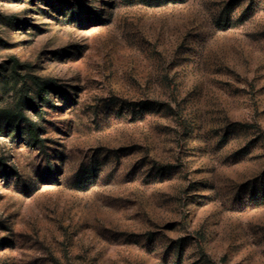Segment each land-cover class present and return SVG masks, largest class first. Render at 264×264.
I'll return each mask as SVG.
<instances>
[{
  "label": "rangeland",
  "instance_id": "374dc122",
  "mask_svg": "<svg viewBox=\"0 0 264 264\" xmlns=\"http://www.w3.org/2000/svg\"><path fill=\"white\" fill-rule=\"evenodd\" d=\"M0 264H264V0H0Z\"/></svg>",
  "mask_w": 264,
  "mask_h": 264
},
{
  "label": "trees",
  "instance_id": "16d2710c",
  "mask_svg": "<svg viewBox=\"0 0 264 264\" xmlns=\"http://www.w3.org/2000/svg\"><path fill=\"white\" fill-rule=\"evenodd\" d=\"M35 85L37 87H39V90H40L39 91V96L41 97V99L45 98L47 96V89L44 88V87H40V83H39V81H37V79H36V84ZM15 117H17V115ZM17 118H19V117H17ZM12 123L16 124V121H13ZM26 130H27V134H28V139H31L34 142H39L37 129L34 127L33 124H30V123L27 124Z\"/></svg>",
  "mask_w": 264,
  "mask_h": 264
}]
</instances>
